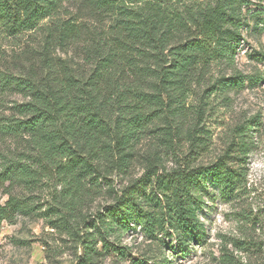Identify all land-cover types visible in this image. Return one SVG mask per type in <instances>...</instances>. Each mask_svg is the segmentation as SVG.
I'll return each mask as SVG.
<instances>
[{"label":"trees","instance_id":"obj_1","mask_svg":"<svg viewBox=\"0 0 264 264\" xmlns=\"http://www.w3.org/2000/svg\"><path fill=\"white\" fill-rule=\"evenodd\" d=\"M67 1L0 0V37L32 31L43 36L38 59L25 72L0 68V186L9 193L0 202V231L15 214L35 210L30 199L15 193L17 187L33 192L48 185L54 199L50 222L85 244L77 264L92 259L93 233L87 228L93 222L109 229L134 221L146 233L174 238L171 248L187 256L192 242L206 235L200 217L205 176L228 198L245 174L230 155L207 165L181 160L176 139L184 133L200 141L203 115L196 111L198 121H190L186 98L195 83L207 84L210 95L243 87L246 79L264 80L262 73L228 76L214 68L234 65L244 26L261 13L245 9L251 0H76L79 13L89 11L80 20L64 16ZM74 44L83 63L54 56L58 47ZM11 92L24 99L11 101L7 114L3 107ZM245 128L239 127L243 140L233 143L244 156L250 147ZM148 138L143 175L118 189L113 178L131 173ZM161 145L174 154L175 167L167 168ZM103 190L112 203L103 212L85 213ZM169 261L163 255L151 264Z\"/></svg>","mask_w":264,"mask_h":264},{"label":"rangeland","instance_id":"obj_2","mask_svg":"<svg viewBox=\"0 0 264 264\" xmlns=\"http://www.w3.org/2000/svg\"><path fill=\"white\" fill-rule=\"evenodd\" d=\"M246 10L261 14L248 19L242 31V41L235 55L233 66L226 64L214 66L217 73L228 76L240 72L247 76L262 73L264 60L259 53H264V0H251ZM77 1L64 4L62 13L71 14L80 20L88 17L84 8L80 13ZM46 21V20H45ZM27 32L15 37H0V68L20 74L27 66L37 61V49H41L42 33ZM55 57L71 58L76 64L83 63L84 54L79 45L57 48ZM207 84H193L186 98L185 110L190 114V121H198L196 111L203 112L198 123L200 141L195 143L181 134L176 139L178 155L193 158L194 165L210 164L219 157L230 155V161L238 168L242 167L245 176L235 195L226 197L212 183L210 175L205 176L200 194L204 203L200 210L201 220L205 224L206 235L192 242L189 255L183 256L174 238L159 234L146 233L144 227L136 222L114 223L109 229L99 223H91L90 248L92 259L88 264H136L140 260L152 263L166 255L169 264H229V259L243 264H264V80L257 84L245 80L243 87L230 89L226 93L207 95ZM9 103L3 111L9 114L11 101H22L19 93L7 95ZM188 120V121H189ZM245 126V137L250 147L246 156L233 143H240L239 127ZM185 125L184 131L188 128ZM152 144L150 138L139 147L138 160L134 162L127 177H114L118 189L130 180L140 178L145 171V156ZM162 150H166L161 145ZM8 148V147H6ZM4 148V149H6ZM3 149V148H1ZM174 154L165 152V164L168 169L175 167ZM47 185L40 186L33 192H25L21 187L16 194L30 199L35 210L30 214H15L11 221H4L0 231V264H77L85 254V244L72 238L69 229L64 226L54 227L52 216L53 192ZM9 193L0 186V202L5 203ZM113 196L103 192L95 196L84 210L94 214L99 209L103 212L111 204ZM93 218V217H92ZM89 220V219H88ZM94 220V218H93ZM164 237V242L158 237ZM163 252H165L163 254Z\"/></svg>","mask_w":264,"mask_h":264}]
</instances>
